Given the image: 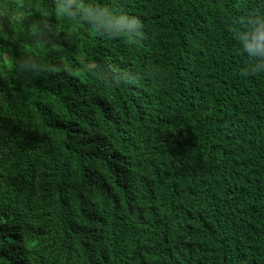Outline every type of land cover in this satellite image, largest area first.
Masks as SVG:
<instances>
[{"label":"trees","instance_id":"trees-1","mask_svg":"<svg viewBox=\"0 0 264 264\" xmlns=\"http://www.w3.org/2000/svg\"><path fill=\"white\" fill-rule=\"evenodd\" d=\"M87 2L138 16L142 42L54 0L0 16V50L34 66L0 64V264H264V73L239 74L233 38L264 0Z\"/></svg>","mask_w":264,"mask_h":264},{"label":"clouds","instance_id":"clouds-1","mask_svg":"<svg viewBox=\"0 0 264 264\" xmlns=\"http://www.w3.org/2000/svg\"><path fill=\"white\" fill-rule=\"evenodd\" d=\"M0 3L3 4V7H0V16H8L13 7L19 8L14 0H0ZM54 8L55 15L71 22L73 27L78 28L80 24H85L108 39L124 38L129 46L142 42L144 23L138 16L115 11L109 6L91 4L87 0H54ZM43 11L45 15H51L46 10ZM233 24V38L239 45V51L247 57V63L240 68L239 74L247 78L264 73V9H253ZM2 27L0 25V29ZM3 47L0 45V49ZM0 64L11 65L19 74L34 70V66L17 61L3 50H0ZM90 70L97 78L102 79L106 86L130 83L136 78V74L120 72L108 63H97ZM150 73L153 76L160 75L158 69H151Z\"/></svg>","mask_w":264,"mask_h":264},{"label":"bare ground","instance_id":"bare-ground-1","mask_svg":"<svg viewBox=\"0 0 264 264\" xmlns=\"http://www.w3.org/2000/svg\"><path fill=\"white\" fill-rule=\"evenodd\" d=\"M31 83V82H30ZM105 211V210H104Z\"/></svg>","mask_w":264,"mask_h":264}]
</instances>
